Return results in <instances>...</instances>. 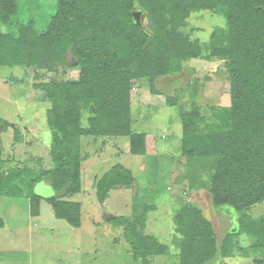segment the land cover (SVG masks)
I'll use <instances>...</instances> for the list:
<instances>
[{"label":"trees","instance_id":"obj_1","mask_svg":"<svg viewBox=\"0 0 264 264\" xmlns=\"http://www.w3.org/2000/svg\"><path fill=\"white\" fill-rule=\"evenodd\" d=\"M135 11L144 13L143 28L134 21ZM203 11L226 21L225 27L212 31L206 45L185 33L187 28L196 30L189 20ZM18 14L19 0H0V68L47 73L76 68L79 77L37 85L50 104L52 167L19 169L0 155V198L26 195L33 216L39 215L45 199L57 219L79 228L81 206L68 198L82 191L87 158L82 138L127 137L130 154L146 156L147 136L134 131L133 91L144 83L151 95H160L159 79L181 74L191 60L217 59L228 72L229 107L210 108L213 119L207 122L200 104L187 108L178 98L167 97V105L177 108L182 123L181 156L215 159L207 186L212 206L234 210L238 229L219 242L203 211L185 205L174 217L173 242L179 264H211L255 250L263 254L255 264H264V216L250 215L264 202V0H57L56 15L43 34L31 22L11 27ZM0 123L6 130L8 123L1 118ZM14 140L20 142L17 130ZM95 180L100 200L135 181L122 165ZM42 182L49 184L53 196L35 193ZM133 215L111 222L124 228L134 256L142 264L166 256L168 246L145 234L146 208L133 207ZM241 236L251 240L248 247L241 246Z\"/></svg>","mask_w":264,"mask_h":264},{"label":"rangeland","instance_id":"obj_2","mask_svg":"<svg viewBox=\"0 0 264 264\" xmlns=\"http://www.w3.org/2000/svg\"><path fill=\"white\" fill-rule=\"evenodd\" d=\"M56 12L57 0H19V14L11 27L16 29L18 24L31 22L43 34ZM225 26L223 17L203 11L193 14L189 20V27L196 30L187 28L185 33L206 45L212 31ZM184 69L175 80L178 79V88L185 90L177 89L173 93L175 83L171 82L174 78L164 79L160 86L166 96L178 98L187 108L200 104L207 122L213 119L210 108L230 106V82L223 61L194 59L185 63ZM78 77L79 69L76 68L60 69L55 73L20 67L0 68V118L8 123L6 130L0 123L3 159L19 169L37 171L52 167V136L47 124L50 104L37 85L50 80L72 81ZM133 93L134 97L142 96L140 103L146 104L142 108L139 103H133L134 129L154 134V138L157 136L156 153L149 158L133 156L128 150L127 137H83L82 150L87 158L82 163V191L68 198L81 206V226L75 228L57 219L45 199L39 215L33 216L26 195L0 198V264H142V259L134 256L124 228L112 223L109 217H131L133 207L146 208L145 234L169 248L166 256L151 259V264H179V249L173 242L177 227L174 217L185 205L203 211L219 242L228 232L237 231L238 215L234 210H217L212 206L207 186L214 172L215 159L181 156L183 127L177 108L167 105L166 96L153 97L149 104L146 100L150 98H144L149 96L144 83ZM138 115L145 119L137 123ZM83 123H87L86 114ZM16 130L20 138L18 143L14 140ZM116 165L130 169L135 181L129 188L114 190L100 200L95 179L102 178ZM202 185L206 188H199ZM34 191L43 198L54 195L46 182L38 184ZM149 207L154 209L149 210ZM250 215L253 218L264 216V202L253 207ZM239 242L242 247L251 244L245 236H241ZM262 257L261 250H255L245 257L217 258L211 264H255L254 260Z\"/></svg>","mask_w":264,"mask_h":264},{"label":"crops","instance_id":"obj_3","mask_svg":"<svg viewBox=\"0 0 264 264\" xmlns=\"http://www.w3.org/2000/svg\"><path fill=\"white\" fill-rule=\"evenodd\" d=\"M208 62H211V61H208ZM184 71H185V69H184ZM178 76V75H177ZM172 79V78H174V80L171 82V83H175L174 85V88H173V93H174V91L175 90H177V89H180V90H185L184 88H178V79H176L175 80V78H176V76H169V77H165V78H161V79H159L158 80V82H157V88H158V90L160 91V95H151L150 93H149V96H147V95H145V97L144 98H150V99H147L146 101L150 104L152 101H153V97L155 98V97H161V96H166V92H164V90L161 88V86H160V84H161V82H163L162 80H164V79H168V80H170V79ZM178 78V77H177ZM177 84V85H176ZM163 92L165 93V95L163 94ZM132 96H133V103L134 102H136V104L137 103H139V105L141 106L142 104L140 103V98L142 97H134V93H132ZM168 96H166V98H167ZM141 100H144L143 98L141 99ZM151 101V102H150ZM145 105L146 104H143L142 105V108H143V106L145 107ZM149 106V105H148ZM134 119V118H133ZM140 119H145V117H143V116H139L138 115V122L137 123H139V121H140ZM135 124V123H134ZM137 126L139 127V124H137ZM134 131H136L135 129H134ZM140 131V130H139ZM139 131H136V132H139ZM146 136H147V154H146V156H140L141 158H149L150 156H153V155H151V154H155L156 153V145H157V136H156V138H154L155 136H154V134L153 135H150V134H146ZM128 150H129V152H130V146H129V143H128ZM148 156V157H147ZM110 218L111 217H116V216H109Z\"/></svg>","mask_w":264,"mask_h":264},{"label":"water","instance_id":"obj_4","mask_svg":"<svg viewBox=\"0 0 264 264\" xmlns=\"http://www.w3.org/2000/svg\"><path fill=\"white\" fill-rule=\"evenodd\" d=\"M144 13L142 11H135L133 13V18L137 26L140 28L144 27ZM112 219H116L117 217H111ZM110 218V219H111Z\"/></svg>","mask_w":264,"mask_h":264}]
</instances>
